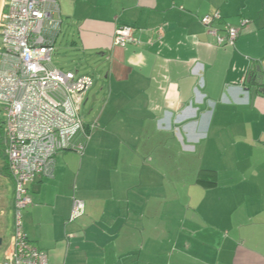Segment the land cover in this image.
<instances>
[{
  "label": "crops",
  "instance_id": "0c3cea01",
  "mask_svg": "<svg viewBox=\"0 0 264 264\" xmlns=\"http://www.w3.org/2000/svg\"><path fill=\"white\" fill-rule=\"evenodd\" d=\"M58 2L67 43L103 62L109 95L84 120V153H58L53 177L29 185L30 242L48 264H264V91L250 82L264 79V0ZM215 11L219 34L249 19L231 46L200 22ZM120 25L134 42L113 44ZM108 107L134 117L132 129L117 122L133 132L114 158L98 151L113 133L100 124ZM156 125L178 147L154 160ZM74 198L84 214L69 220Z\"/></svg>",
  "mask_w": 264,
  "mask_h": 264
},
{
  "label": "built area",
  "instance_id": "2783aa9c",
  "mask_svg": "<svg viewBox=\"0 0 264 264\" xmlns=\"http://www.w3.org/2000/svg\"><path fill=\"white\" fill-rule=\"evenodd\" d=\"M220 17L215 11L200 22L218 45L231 46L249 19L225 24V32L219 34L212 23ZM61 24L57 0L2 1L0 109L3 150L14 192V230L2 264H48L45 251L30 242L22 228V211L31 204L29 185L37 177H53L58 153L83 154L90 140L92 125L85 123L81 105L94 79L52 65ZM134 41L131 26L120 25L114 30V45ZM255 80L264 91V79ZM83 214V201L74 198L69 220Z\"/></svg>",
  "mask_w": 264,
  "mask_h": 264
},
{
  "label": "rangeland",
  "instance_id": "374dc122",
  "mask_svg": "<svg viewBox=\"0 0 264 264\" xmlns=\"http://www.w3.org/2000/svg\"><path fill=\"white\" fill-rule=\"evenodd\" d=\"M0 2L2 4L1 0ZM67 39L68 31H66L65 27L62 25L61 32L59 33L55 43V51L51 57L52 65L64 71L70 70L75 72L76 74H87L93 77L94 84L87 94V99L81 105L83 119L85 121H90L93 117L100 115L101 109L108 99V82L104 83L102 77H100L101 72H103L104 65L103 62L97 63V61H94L93 58L81 53L79 50L72 49L67 43ZM93 93L97 94V100L95 102H93L91 99V95ZM109 109L110 108L108 107L104 114L103 120L100 121V124H104V121L108 120L105 125L113 123L112 125H114L113 127H115V129L113 131V127H107L108 130L113 133H109L108 135V138L110 139L109 143H105L106 145L99 147L98 151L99 153H103L114 158L121 147V143L119 141L127 140L130 145L132 144V140H130L126 135H130L133 130H125L122 127L120 129H117V122H121L120 124L127 123V128L132 129L134 127V123H131L129 121H133L134 117L132 116L133 114L128 108H120L117 113L116 111H114V109ZM0 121H2L1 109ZM105 132L107 131L105 130L104 133ZM148 132L154 137L153 141H151V147L152 143L154 142V160L159 157L166 158L168 154L172 153L176 149V147H178L177 143L174 140L176 136H174L175 132L173 130L160 129V127L156 125L154 126V129L153 126H151ZM141 151H143V146L141 147ZM95 165H97V162L95 163ZM2 166L3 161L0 158V167ZM154 167L157 168L158 171L165 170V166L162 165V162H154ZM165 180L166 179L160 177L157 178L156 186L165 185V183L167 182V180L166 182ZM13 200L14 192L12 181L6 176H0V212L2 211V213L0 214V236L2 239L0 244V264H2L3 262L5 251L9 246L10 238L14 230ZM23 213L24 210L22 211V221Z\"/></svg>",
  "mask_w": 264,
  "mask_h": 264
},
{
  "label": "trees",
  "instance_id": "16d2710c",
  "mask_svg": "<svg viewBox=\"0 0 264 264\" xmlns=\"http://www.w3.org/2000/svg\"><path fill=\"white\" fill-rule=\"evenodd\" d=\"M250 82L252 84H256V80L252 79L250 80ZM257 85V84H256ZM2 121H0V127H1V130H0V158L2 159L3 161V166L0 167V170L1 172L5 175V176H9V171H8V167H7V161H6V156L4 154V150H3V128H2ZM11 178V177H10ZM12 180V179H11ZM209 183H212V182H209Z\"/></svg>",
  "mask_w": 264,
  "mask_h": 264
},
{
  "label": "water",
  "instance_id": "95a60500",
  "mask_svg": "<svg viewBox=\"0 0 264 264\" xmlns=\"http://www.w3.org/2000/svg\"><path fill=\"white\" fill-rule=\"evenodd\" d=\"M1 241H2V239H1V237H0V244H1Z\"/></svg>",
  "mask_w": 264,
  "mask_h": 264
},
{
  "label": "bare ground",
  "instance_id": "6f19581e",
  "mask_svg": "<svg viewBox=\"0 0 264 264\" xmlns=\"http://www.w3.org/2000/svg\"><path fill=\"white\" fill-rule=\"evenodd\" d=\"M1 1H3V0H1ZM0 5H2L1 2H0ZM0 9H1V8H0Z\"/></svg>",
  "mask_w": 264,
  "mask_h": 264
}]
</instances>
